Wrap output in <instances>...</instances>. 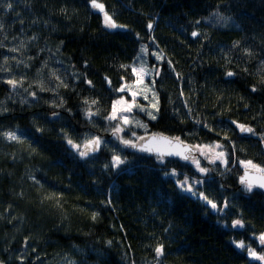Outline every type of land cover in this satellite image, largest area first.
<instances>
[{"label": "trees", "instance_id": "obj_1", "mask_svg": "<svg viewBox=\"0 0 264 264\" xmlns=\"http://www.w3.org/2000/svg\"><path fill=\"white\" fill-rule=\"evenodd\" d=\"M98 2L127 28H106L103 14L88 0H0L2 56L31 57L35 65L27 79L32 82L37 69L58 72L55 75L63 81L54 94L39 91L34 83L23 94L27 102L22 104L9 98L11 90L0 72V108L7 109L0 112V133L15 130L23 135L20 142L0 135V261L264 264L247 255V246L264 253V246L254 239L264 232V194L257 189L245 193L237 182L241 160L264 165V144L259 138L264 133V0ZM6 3L13 7L4 9ZM193 30L198 37L190 35ZM234 41H239L236 47ZM141 44L163 53L161 75L155 80L160 111L157 120L143 118L148 133L179 136L191 144L219 140L228 154L224 168L209 166L210 178L196 188V196L181 192L173 179L163 175L176 164L160 167L148 154L121 150L110 132L115 124L103 120L111 101L122 94L114 91L121 76L134 79L131 68L120 65L134 64ZM13 48L18 50L10 51ZM245 48L251 55L244 53ZM229 70L233 77L224 76ZM80 73L93 86L85 84ZM105 75L111 86L103 80ZM251 85H256L255 92ZM29 91L37 92V97L28 96ZM83 97L98 100L93 111L99 109L100 114L92 123L81 114ZM61 98L63 107L48 103L58 104ZM53 112L58 115L53 117ZM197 119L202 123L196 124ZM231 120L251 126L255 134L241 136ZM203 121L213 131L204 128ZM61 129L77 143L86 133L111 142L81 159L66 144ZM132 131L145 134V129L128 126L121 135L133 138ZM225 132L234 142V155L233 144L221 138ZM113 148L128 157L118 169L110 166ZM178 171L200 178L191 166ZM200 191L222 208L226 201L227 207L220 213L210 210L197 198ZM49 193L60 196L46 198ZM233 219H241L244 227H232ZM241 240L245 247L237 248L234 241ZM157 243L164 245L159 258L154 252Z\"/></svg>", "mask_w": 264, "mask_h": 264}, {"label": "snow or ice", "instance_id": "obj_2", "mask_svg": "<svg viewBox=\"0 0 264 264\" xmlns=\"http://www.w3.org/2000/svg\"><path fill=\"white\" fill-rule=\"evenodd\" d=\"M88 3L91 5L93 9H98L100 13L103 14V25L108 29H126L127 26L123 24H119L115 21L113 16L109 14L108 11L105 9V5L103 3L98 2V0H88ZM4 9H11L13 5L11 3H6L3 5ZM225 20L227 18H224ZM195 23H199V21H196ZM0 27H3L2 24H0ZM153 27L152 21L150 20L147 24V28L151 30ZM137 39H139V33L136 34ZM192 37H198L199 34L196 30H193L190 34ZM35 37H29V39H34ZM152 39V37H150ZM62 43V42H61ZM239 44V41L233 42V47H236ZM2 46V45H0ZM20 47H23V43H21ZM18 49L13 48L10 51H17ZM244 53L247 55H251V52L249 49L245 48ZM147 53V47L144 44L140 45V50L137 53L135 57H133V60H139L141 57V54ZM152 55L156 58L157 61L161 60L163 58V53H157L155 51L152 52ZM225 61L227 63L228 56L225 54ZM5 61L8 60V57H4ZM15 59V57H13ZM31 60V57L28 58ZM17 64L24 63L22 60H17ZM85 65H87V61H84ZM261 64L264 65V61H261ZM169 68L175 72V68L172 66V61H168ZM27 67V65H25ZM44 67V64L42 62L41 68ZM121 68H131V76L134 77V79H130L128 81L125 80L124 76H121V83L119 88L115 89L114 91L117 93H122L125 90L127 91L128 95H130L131 99H125L124 95H119L117 99H113L111 101L110 110L108 111L107 115L103 116V120L106 122H116L115 126L110 129L111 136L113 139L119 141V145L121 146V150L126 148L135 149L136 152L140 153H147L149 155V158L154 157L155 162L160 167L166 168L168 164H176L178 167H186L191 166L195 169L196 173L200 174V178H197L195 175H189L188 173H181L178 171V167H173L168 169L167 171L163 172V175L166 177H170L174 180L175 186L177 189H179L183 193H188L193 196H196V188L206 182V179H209V174L213 169H210L209 167L202 166V161L200 157L203 158V160H206L209 165H215L217 161L221 166L225 165L227 163V153L223 151L224 144H221L219 140L212 141L209 144H187L184 140H181L179 136H168L165 135L163 132H153L150 135L148 134V125L143 123L142 121H135V124L137 127H141L145 129V135L144 136H137L134 131H132L131 135L134 138L125 139L123 135H121L122 132H124V129L131 125L133 123V120L129 118V114L133 112L134 109H138L139 112L145 113L149 120H157L158 113L160 111V100L159 96L157 94V91L155 90V80L152 81L151 86L145 84V77L146 76H160L161 72L159 69H156L153 67V69H149L147 67L146 61L141 60L139 64H132V65H125L121 64ZM5 71H7L5 69ZM41 69H37V74L39 75ZM246 72L247 69H244ZM50 75H55L54 72H50ZM80 76H83V82L90 87L93 86V81L89 80L86 75L83 73L79 74ZM235 75L234 72L231 70L226 71L224 73V76L226 77H233ZM177 79H180V74L176 73ZM59 83L57 84V87H59L61 84H63V81L60 79L59 76L55 77ZM26 77L21 75L20 79L17 80L15 78H8L5 80V84L7 86H10V88L15 91L18 86H21ZM103 80L107 83L108 86H111V80L110 78L105 75L103 77ZM39 88V91H53L55 92V88L52 89H45L43 82L41 80H35L33 81ZM64 87H67L66 84L63 85ZM250 89L252 92L256 91V85H251ZM28 96H31L33 98L37 97V92L35 91H29ZM150 94V95H149ZM179 95L181 97L184 96L183 90L181 89ZM143 96L145 101H148L147 104L142 105L137 102V97ZM83 104L86 107H82L81 114L88 120L89 123L93 122V117L98 116L100 114L99 109L96 111H93V106L98 104L97 99H89L88 97H83ZM21 103H25V99H21ZM48 103L53 104L55 107H63L64 100L63 98L60 99V102L56 104L54 101H48ZM184 107L188 109V114L191 115L192 109L189 106V103L187 100H185ZM6 108H0V112H6ZM71 110L69 109V112ZM53 117L58 115L57 113L53 112L51 114ZM196 124H201L202 121L200 119H197L195 121ZM222 123H224L222 121ZM232 126H234V131L238 130L239 134H255V130L244 123H240L236 120H231L229 122ZM204 128L208 129V131H213V128L206 122L203 121ZM109 129H105V131H108ZM130 130V129H129ZM37 132L41 131V128H36ZM63 134L64 140L67 145L70 146V148L78 154V156L81 159H84L86 157H89L91 153L97 152L101 146H106L107 143H110L111 141H105L104 138H102L100 135H91L85 134V138L82 140V142L77 143L74 139L69 136L68 132L64 131L63 129L60 130ZM0 135L4 136L7 140L11 141H17L20 142L23 139V135H17V132L15 130H8L0 133ZM219 135V133H217ZM226 143L233 144V155L235 152V145L232 139L228 136V133L225 132L224 135L221 137ZM260 141L261 143H264V133L260 135ZM219 149V150H218ZM136 152L133 153V156L136 155ZM198 153V156L196 155ZM128 162V157L122 156L119 154V152L113 148L112 149V155L110 158V166L113 169H118L120 165H123ZM184 162V163H181ZM240 165L244 167V173L239 176L238 180L240 185L243 188V191L245 193H252L255 189H264V165L254 163L252 160H241ZM109 165H105V167H108ZM183 178H180V177ZM30 179L35 180V177L29 176ZM37 184L40 183V181L35 180ZM264 194V193H262ZM52 196L59 197L60 193H49L48 197L50 198ZM201 202L205 204L206 207H208L210 210L220 213L224 210V208L227 207V202L225 201V204L223 208L218 205V203L212 199H210L205 192L200 191L198 193L197 197ZM108 203H111V201H107ZM103 203V202H102ZM92 219H95L97 216L96 212H93ZM232 227H244V222L241 219H233L232 220ZM25 241H28V237L24 238ZM255 240H258L260 245L264 246V232L259 233L257 236L254 237ZM110 243V242H109ZM235 246L237 248H244L245 244L241 241H234ZM248 247L247 255L251 258L257 259L261 262H264V253H258L255 249H253L251 246ZM164 245L161 243H157L154 252L156 257H161L163 254ZM34 251V250H33ZM18 259L23 260L24 257L20 256ZM0 264H4V261H0ZM69 264H73V262H69Z\"/></svg>", "mask_w": 264, "mask_h": 264}, {"label": "rangeland", "instance_id": "obj_3", "mask_svg": "<svg viewBox=\"0 0 264 264\" xmlns=\"http://www.w3.org/2000/svg\"><path fill=\"white\" fill-rule=\"evenodd\" d=\"M145 46L147 47V53L146 54H141L140 59L136 60L135 64H139L141 60H145L146 64H147V67L149 69H153V67H155L156 69H160V63H161L162 59L157 61L156 58L152 55L153 51H155L157 53H159V51L158 50H154V49H149V47L147 45H145ZM5 56L8 57L7 61H5V59H4ZM13 57H15V59H13ZM23 59L24 60H22V61L24 63L17 64L16 61L17 60H21L19 57H17V55L10 54V53H5V55L2 56V54L0 53V72L2 74V78H1L2 81H5L8 78H15V79L19 80L21 75L26 77L24 83L21 86H18L15 91H13L10 88L11 94H10L9 98H12L13 100L14 99H16V100L25 99V102H27L26 101L27 98L23 94H25L27 92L29 86L34 85V83L31 80L27 79V74L32 71L35 63H34L33 60L32 61H30V60L27 61L28 60L27 58H23ZM25 65H27V67H25ZM5 69L7 71H5ZM50 72H52V71L45 72L44 70H41L39 75L36 74L35 80H41L43 82V85H44L45 89L55 88V92H56L57 84L59 83V81L56 80V78H55L56 75H54V76L50 75ZM56 73H58V72H56ZM156 78H157V76H154V75L153 76H146L145 77V84L151 86L152 81L156 80ZM55 92L48 91V93H50V94H54ZM121 95H124L125 99H129V100L131 99L130 95H128L126 90L124 92H122ZM137 102L142 104V105H145V104L148 103V101L144 100L143 96H138L137 97ZM82 106L86 107L83 104V102H82ZM93 109H94V106H93ZM129 118L131 120H133V123L131 125H129V126H133L135 128H139L141 130H144V128L137 127L136 124H135V121L139 120V121H142L143 123L146 124V122H145V120L143 118H146V119L149 120L148 116L145 113L139 112L138 109H134L133 112L131 114H129ZM115 123L116 122H107V125L110 126L111 124H115ZM200 159H201L202 163L206 164L205 167L211 166V165L208 164V162L206 160H203L202 157H200ZM216 164H219V162L217 161ZM202 166H204V165L202 164ZM219 166L222 167V168L225 167V165L221 166L220 164H219ZM239 166L241 168H243V166H241L240 163H239ZM198 175H200V174H198ZM181 178H183V177H181Z\"/></svg>", "mask_w": 264, "mask_h": 264}, {"label": "water", "instance_id": "obj_4", "mask_svg": "<svg viewBox=\"0 0 264 264\" xmlns=\"http://www.w3.org/2000/svg\"><path fill=\"white\" fill-rule=\"evenodd\" d=\"M102 19H103V15H102ZM4 85H6L5 83H4ZM7 86V85H6ZM8 87V89H9V87L10 86H7ZM153 133V132H152ZM159 133V132H158ZM149 135L151 134V133H148ZM165 134V133H164ZM165 135H168V134H165ZM241 136H246V135H248V134H240ZM144 136V135H143ZM168 136H170V135H168ZM187 143V142H186ZM187 144H191V143H187ZM128 149H130V150H133V151H136L135 149H131V148H128ZM145 154H147V153H145ZM196 155H198V153L196 154ZM244 173V168L241 170V172H240V174L238 175V177H237V181H238V186H241L240 185V183H239V180H238V178H239V176L240 175H242ZM258 189V188H257ZM258 190H260L262 193H264V189H258Z\"/></svg>", "mask_w": 264, "mask_h": 264}, {"label": "bare ground", "instance_id": "obj_5", "mask_svg": "<svg viewBox=\"0 0 264 264\" xmlns=\"http://www.w3.org/2000/svg\"><path fill=\"white\" fill-rule=\"evenodd\" d=\"M70 147V146H69Z\"/></svg>", "mask_w": 264, "mask_h": 264}]
</instances>
